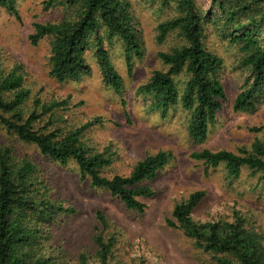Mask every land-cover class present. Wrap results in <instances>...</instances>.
Returning a JSON list of instances; mask_svg holds the SVG:
<instances>
[{
  "label": "rangeland",
  "instance_id": "374dc122",
  "mask_svg": "<svg viewBox=\"0 0 264 264\" xmlns=\"http://www.w3.org/2000/svg\"><path fill=\"white\" fill-rule=\"evenodd\" d=\"M127 1L140 40L139 55L133 54L128 66L122 40L114 36L108 43L105 41L111 61L122 77L120 95L104 83L91 52H88L90 74L61 82L49 75L51 38L43 37L33 45L28 36L35 22L71 18L74 8L67 4L47 8L46 0H15L17 13L0 7V76L19 68L25 86L30 89L23 106L26 113L33 110L32 101L36 98L46 106L57 104L36 122V127L50 121V127L67 131L100 118L99 123L86 128L84 140L98 152L111 156L112 162L102 169L107 177L128 175L148 154L171 152L172 157L155 177L143 182L155 192L151 197H138L145 205L144 210L128 209L108 190L91 186L74 162L62 165L42 155L34 144L21 142L1 124L0 145L36 162L43 195L74 208L73 213L60 214L55 221L43 224L42 245L50 248L57 264H79L82 254L92 255L93 262V236L99 227L97 211L107 221L106 233L116 238L109 264H216L212 256L197 249L168 220L173 219L175 204L195 190H203L205 196L192 212L194 220H231L236 208L248 228L264 235V191L259 186V173L245 167L237 178L230 179L223 164L208 167L191 156L204 148L238 153L240 149L251 151L256 141L264 144V131L251 130L264 125V98L254 111L233 109L249 70L241 63L243 51L239 45L224 38L216 23L209 20L204 39L222 59L218 73L226 99L206 139L194 143L187 132V114L179 105L161 117L158 111L150 109L151 99L137 93L138 86L155 70L166 67L157 53L181 44L176 32L168 34L163 43L156 41L157 25L178 14L176 3ZM196 1L203 10L212 9V17L218 13L210 0ZM185 77L177 76L176 80L182 83Z\"/></svg>",
  "mask_w": 264,
  "mask_h": 264
},
{
  "label": "trees",
  "instance_id": "16d2710c",
  "mask_svg": "<svg viewBox=\"0 0 264 264\" xmlns=\"http://www.w3.org/2000/svg\"><path fill=\"white\" fill-rule=\"evenodd\" d=\"M168 3L170 0H163ZM172 1V0H171ZM178 14L157 25L156 41L163 43L168 34L176 32L181 44L170 51L157 53L166 66L155 70L138 86L137 93L151 99L150 109L161 117L175 105L187 114V132L194 143L203 142L209 127L215 123L226 94L219 78L222 59L210 50L204 39L205 24L216 23L224 38L239 45L243 51L241 63L249 76L233 102L235 111H254L264 98V0H210L218 13L203 10L196 0H173ZM15 0H0V7L17 13ZM67 4L74 8L71 18L58 22H35L28 39L36 45L50 37L49 75L61 82L78 79L92 71L88 61L91 52L104 83L118 95L122 93V77L115 69L105 41L119 37L124 45L127 65L131 56L141 51L137 29L127 0H46L45 6ZM212 18V19H211ZM186 76L183 82L177 76ZM30 89L24 84L19 68L0 76V124L24 143L34 144L44 156L66 165L74 162L82 178L91 186L108 190L128 209L142 212L145 205L139 196L151 197L154 190L143 184L151 180L172 157L160 150L139 160L128 175L107 177L102 169L112 162L111 156L98 152L84 140V131L100 118L77 128L63 131L50 127L48 121L36 127V122L57 104L46 106L33 99V110L23 109ZM264 131V125L251 128ZM191 156L208 167L223 164L228 177L237 178L243 168L259 173V186L264 191V144L256 141L251 151L240 149L213 151L204 148ZM36 162L19 157L13 148L0 145V264H57L50 248L42 245L44 223H51L60 214L73 213L43 195L40 190ZM203 190H195L174 205L173 219L168 224L180 229L193 245L212 256L216 264H264V235L246 226V220L236 208L231 220L198 222L192 212L204 198ZM99 227L93 236L95 251L80 255L79 264H109L116 243L107 234V221L102 212L96 213Z\"/></svg>",
  "mask_w": 264,
  "mask_h": 264
}]
</instances>
